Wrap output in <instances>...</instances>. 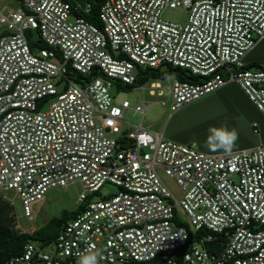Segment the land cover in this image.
<instances>
[{
	"label": "built area",
	"instance_id": "obj_1",
	"mask_svg": "<svg viewBox=\"0 0 264 264\" xmlns=\"http://www.w3.org/2000/svg\"><path fill=\"white\" fill-rule=\"evenodd\" d=\"M17 1L0 13L8 30L0 39V196L16 229L30 234L17 203L32 221L33 203L80 183L79 204H87L54 243L31 241L5 264H77L91 244L103 251L101 264H264V145L207 154L141 127L123 132L132 107L111 93L135 86L138 69L170 65L192 77L173 80L172 113L234 83L264 117V68L244 61L264 43V0H104L101 27L70 21L91 4ZM178 7L187 23L163 18ZM29 31L47 48L34 52ZM149 104L134 111L145 117ZM106 184L117 190L90 199ZM191 232L200 234L193 244Z\"/></svg>",
	"mask_w": 264,
	"mask_h": 264
},
{
	"label": "rangeland",
	"instance_id": "obj_2",
	"mask_svg": "<svg viewBox=\"0 0 264 264\" xmlns=\"http://www.w3.org/2000/svg\"><path fill=\"white\" fill-rule=\"evenodd\" d=\"M77 2L83 7L86 5L87 0H77ZM15 5L16 4H9V0H0V13L7 15L8 11L3 10L4 6L9 8ZM163 18L169 22L185 24L188 22L189 12L183 7H178L176 9L167 8L163 12ZM75 20L76 15L72 14L70 21L74 22ZM1 33L8 34V30L6 24L0 20V34ZM32 33L34 40H38V32L33 31ZM244 61L252 70L264 67V43H259L250 51L246 55ZM167 71L168 67L163 65L160 67L159 71H157V74H152L150 80L144 84H136L134 87L129 88L118 87V85L113 86L111 93L114 97L115 104L117 106H122L125 101H128L132 107L126 113V123L122 124L123 132H129L131 129L141 127L153 133H163L166 137L167 133L179 131L188 126L190 127L202 121L209 120L223 110L220 93L214 92L185 106L176 113H172L171 87L174 75L172 73L168 74ZM158 73H162V76L157 77ZM153 83H159L161 86V89L154 90V95L150 93ZM142 86L146 88L145 92L140 90ZM161 92L163 93L162 95H160ZM162 102L165 103V106L161 105ZM144 103H150L145 117L134 111L137 106H143ZM158 172L174 196L180 199L183 193L177 183L166 176L162 168H158ZM116 190L117 188L114 185L106 184L100 192L92 195L90 198L98 200ZM83 191V186L80 183L68 188L51 189L42 200L31 205L33 215L32 221L23 216L21 205L17 203L21 227L29 231L37 230L46 225L53 217L60 216L64 210H76L79 205V196ZM181 216L182 220L187 223V216L183 212Z\"/></svg>",
	"mask_w": 264,
	"mask_h": 264
},
{
	"label": "trees",
	"instance_id": "obj_3",
	"mask_svg": "<svg viewBox=\"0 0 264 264\" xmlns=\"http://www.w3.org/2000/svg\"><path fill=\"white\" fill-rule=\"evenodd\" d=\"M70 3L72 7L78 5L77 0H65ZM104 3V0H87L86 4H91L92 9L89 14H86L82 11H75L76 16H83L88 19L91 23L101 27L102 23L100 20V10ZM33 31L27 33L28 39L31 44V48L34 52H37L39 49L47 48V45L40 39L34 40ZM2 37H0L1 39ZM168 67L167 73H172L175 78L181 80L192 79L184 70L180 68H174L170 65ZM250 69L249 66L246 67ZM264 68V67H262ZM158 69H138L137 71V84H144L150 80L152 74H157ZM162 76V73H158V76ZM72 77L79 81L84 78L80 74H72ZM134 87V86H132ZM124 88V87H122ZM125 88H129L128 86ZM91 199V198H90ZM87 203L79 204L74 211L64 210L60 216H55L43 227L35 230L33 233H22L16 229L15 218L13 216V208L0 196V264H5L11 258L20 255L25 246L33 241L37 243H42L44 245L52 244L56 241L59 236L62 227L70 219L74 218L82 210L85 209ZM188 228L189 226L186 225ZM199 233L191 232L190 244H193L197 241ZM208 248L211 250L218 251L220 247L216 243H209Z\"/></svg>",
	"mask_w": 264,
	"mask_h": 264
},
{
	"label": "crops",
	"instance_id": "obj_4",
	"mask_svg": "<svg viewBox=\"0 0 264 264\" xmlns=\"http://www.w3.org/2000/svg\"><path fill=\"white\" fill-rule=\"evenodd\" d=\"M9 4H16L14 7L4 6L3 10L8 13L19 7L17 0H9ZM7 13V14H8ZM6 35L1 33L0 37ZM246 66H249L246 64ZM175 79V76H174ZM220 93L223 110L215 117L202 121L192 126H188L179 131L167 133V138L161 133L162 137L181 144L195 142L201 152L207 154H226L223 151L212 152L204 147L210 126L219 127L226 125L229 129L235 128L238 132V140L232 152L251 149L264 145V117L254 106L245 92L237 84H229L218 90Z\"/></svg>",
	"mask_w": 264,
	"mask_h": 264
},
{
	"label": "clouds",
	"instance_id": "obj_5",
	"mask_svg": "<svg viewBox=\"0 0 264 264\" xmlns=\"http://www.w3.org/2000/svg\"><path fill=\"white\" fill-rule=\"evenodd\" d=\"M207 131L209 134L204 142L205 148L212 152H232L238 140V132L235 128L229 129L226 125H221L219 127L210 126ZM81 219H86V215ZM85 227H87V225H85ZM78 255L79 259L77 264H101L105 259L103 251L97 249L95 244H91Z\"/></svg>",
	"mask_w": 264,
	"mask_h": 264
}]
</instances>
